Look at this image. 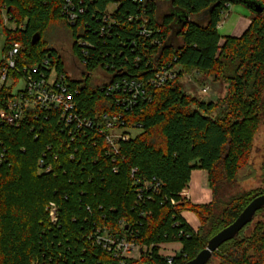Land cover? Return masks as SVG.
I'll use <instances>...</instances> for the list:
<instances>
[{
	"label": "trees",
	"instance_id": "obj_1",
	"mask_svg": "<svg viewBox=\"0 0 264 264\" xmlns=\"http://www.w3.org/2000/svg\"><path fill=\"white\" fill-rule=\"evenodd\" d=\"M235 1L73 0L77 19L71 23L63 12L67 0H0V10L6 5L25 24L12 36L22 43L28 65L52 57L66 73L45 39L60 26L87 74L97 68L109 74V83L98 88L89 78L67 77L79 91L74 99L81 120L121 115L126 127L138 129L115 152L93 126H68L55 112L27 117L17 128L0 120V264H113L93 243L97 230L150 248L128 264H186L264 194L263 186L229 195L264 123V12L254 14L241 37L221 36L219 24ZM162 5L167 11L160 15ZM225 59L240 66L218 102L185 94L178 80L147 87L136 100L124 90L169 66L221 77ZM4 96L0 91V100ZM197 169L208 172L209 204L180 196ZM153 179L159 189L144 190L142 183ZM50 203L59 208L57 224L50 221ZM185 211L198 218L197 232L182 217ZM171 243L182 245L174 258L161 254L160 246ZM214 261L264 264V208L208 264Z\"/></svg>",
	"mask_w": 264,
	"mask_h": 264
},
{
	"label": "built area",
	"instance_id": "obj_2",
	"mask_svg": "<svg viewBox=\"0 0 264 264\" xmlns=\"http://www.w3.org/2000/svg\"><path fill=\"white\" fill-rule=\"evenodd\" d=\"M78 7V11L82 12L81 7L79 5ZM63 12L67 15L69 22L76 21L77 13L73 0H67ZM24 29L25 24L14 18L6 5L3 6L0 10V91L5 92V96L0 100V120L8 127L17 128L27 117L37 118L40 114L55 112L68 126L72 124H77L78 128L93 126L98 133L104 136L108 145L117 152L119 143L134 137L131 131H138V129L126 127L121 115L105 114L96 121L81 120L74 99V95L79 91L71 88L67 80V77H70L68 73L59 72L52 57L44 59L39 64L28 65L26 63L22 43L16 41L12 36ZM79 62L85 67L83 62ZM86 78H89V73L80 81ZM175 78L176 74L173 68L164 67L148 82L133 81L129 86L126 85L124 90H128L132 99L136 100L147 94V87L159 88ZM21 83L23 86L19 87ZM206 92L207 90H204V93ZM115 132L119 134L116 135ZM3 162H5L4 155L0 157V165ZM40 164L43 166L42 162ZM46 172H50V168ZM135 173L134 170L133 175ZM137 183L140 182L137 181ZM142 185V188L147 191H157L160 187V183L156 179L145 181ZM142 196L141 190L139 197ZM180 196L190 201L187 188L180 193ZM172 204L175 205V201L172 200ZM48 212L51 223L57 224L59 215L57 204L50 203ZM93 243L110 254L114 261L113 264H128L130 260L136 259L133 256L134 253L138 252L142 257L146 252L145 248L136 244L129 237L111 234L107 231L97 230ZM170 263H172L171 259Z\"/></svg>",
	"mask_w": 264,
	"mask_h": 264
},
{
	"label": "rangeland",
	"instance_id": "obj_3",
	"mask_svg": "<svg viewBox=\"0 0 264 264\" xmlns=\"http://www.w3.org/2000/svg\"><path fill=\"white\" fill-rule=\"evenodd\" d=\"M116 6H110L112 11ZM167 11V6L162 5L160 15ZM254 19V13L245 5L241 3H232L231 6L225 11L221 21L219 33L221 36L241 37L249 28ZM241 23L233 35L236 27ZM45 39L52 48H55L59 53L63 64L65 65L66 72L74 80L84 79L87 70L75 58L72 51V40L66 29L56 26L52 27L46 34ZM224 43V41H222ZM224 66V76L219 77L220 73L212 72L210 74L201 73L197 70H187L181 66L173 68L176 74L175 81L178 80V86L185 94L195 97L205 102H218L227 96L228 83L227 79H232L236 69L240 66L238 60L229 61L225 59L222 61ZM90 84L93 88L103 87L110 81V76L107 72L100 68L89 73ZM173 80V81H174ZM23 86L21 83L19 87ZM204 90H207L204 93ZM220 112L216 113V116ZM118 135V132H115ZM133 136L138 134V131L132 130ZM264 186V123L261 125L258 133L255 136L251 158L249 163L238 172V180L234 185V189L229 191V195H240L244 192L261 189ZM180 243H173L169 247L160 246L161 254L166 257L174 258L180 252ZM146 254L150 252L145 248ZM181 251V250H180ZM135 260L140 261L142 257L136 252L133 254ZM142 262V261H141ZM212 264H218L214 261Z\"/></svg>",
	"mask_w": 264,
	"mask_h": 264
},
{
	"label": "water",
	"instance_id": "obj_4",
	"mask_svg": "<svg viewBox=\"0 0 264 264\" xmlns=\"http://www.w3.org/2000/svg\"><path fill=\"white\" fill-rule=\"evenodd\" d=\"M235 3H241L247 6L256 15H260L264 12V5L256 0H236ZM39 38L40 35L36 34L33 37V44H36ZM262 208H264V194L255 198L231 225L215 235L208 242L207 247L186 264H208L220 247L226 242L236 238L239 233L253 221L257 212Z\"/></svg>",
	"mask_w": 264,
	"mask_h": 264
},
{
	"label": "crops",
	"instance_id": "obj_5",
	"mask_svg": "<svg viewBox=\"0 0 264 264\" xmlns=\"http://www.w3.org/2000/svg\"><path fill=\"white\" fill-rule=\"evenodd\" d=\"M240 23H241V20L239 21V24L236 27L233 35L238 29ZM220 24H219V28L221 27ZM187 193L190 197V201L195 204H209L212 202L213 194L209 187V179H208L207 171L200 170V169L192 171L191 181L189 183V186L187 187ZM182 217L195 232L198 231L200 227V223L195 214L189 211H185L182 213ZM172 244L173 243L163 244V247H169ZM181 249H182V245L178 251L180 252Z\"/></svg>",
	"mask_w": 264,
	"mask_h": 264
}]
</instances>
